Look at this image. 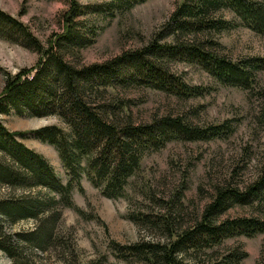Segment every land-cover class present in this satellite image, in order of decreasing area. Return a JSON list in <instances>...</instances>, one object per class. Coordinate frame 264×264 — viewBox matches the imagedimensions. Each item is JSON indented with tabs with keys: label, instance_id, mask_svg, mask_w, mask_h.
<instances>
[{
	"label": "trees",
	"instance_id": "trees-1",
	"mask_svg": "<svg viewBox=\"0 0 264 264\" xmlns=\"http://www.w3.org/2000/svg\"><path fill=\"white\" fill-rule=\"evenodd\" d=\"M101 1L88 6L70 0L62 33L50 39L45 48L21 22L0 11V39L38 54L33 67L6 77L0 93V115L57 116L69 129L65 133L56 126H44L10 132L0 120V184L18 189L42 188L58 196L0 200V222H38L33 231L20 235L22 241L37 248L57 244L55 223L60 208L77 211L72 192L77 189L83 193V176L103 197L122 199L146 155L172 141H209L230 132L228 124L198 128L182 116L167 115L138 125L121 120V112L116 111L124 105L109 104V90L145 87L183 100L208 93L203 87L187 86L172 74L167 64L172 59L199 66L221 86L243 90H252L257 73L264 70L263 58L231 61L213 50L217 46L213 36L238 27L264 36V0H182L163 26L162 39L170 38V44L154 41L102 65H76L67 54L90 44L95 37L94 30L83 33L75 24L80 18L100 13L113 16L146 0ZM225 14L230 15L229 20ZM23 139H34L55 149L68 176L66 184L42 155L21 142ZM263 197L264 153L260 173L249 188L217 189L200 218L186 228H176L171 215L153 222L149 214H129L128 219L135 224L164 229L168 241L163 245L142 242L124 247L122 257H135L147 264H241L244 253L232 251L220 258H208L204 253L233 237L250 238L264 233V222L248 218L220 220L233 205L249 204ZM0 250L15 258V247L10 244L5 242Z\"/></svg>",
	"mask_w": 264,
	"mask_h": 264
},
{
	"label": "rangeland",
	"instance_id": "rangeland-1",
	"mask_svg": "<svg viewBox=\"0 0 264 264\" xmlns=\"http://www.w3.org/2000/svg\"><path fill=\"white\" fill-rule=\"evenodd\" d=\"M80 5H99L101 0H76ZM182 0H146L126 12L89 14L77 26L84 33L94 30L90 44L73 51L69 61L76 65H102L124 53L143 49L162 39L163 26ZM262 1V0H255ZM70 0H0V11L21 22L44 48L50 39L61 34ZM229 20L230 15L225 14ZM81 26V27H80ZM213 48L219 56L231 61L249 57L264 59V36L244 27L217 33ZM38 54L18 43L0 39V93L6 77L33 67ZM169 71L189 87H203L207 94L188 100L151 88L128 86L109 90V104L124 105L121 120L138 124L171 115L182 116L198 128L212 125L230 126V132L209 141H172L146 155L138 172L129 180L126 197L111 200L103 197L85 176L83 193L72 192L73 206L60 208L55 223L57 244L37 248L20 239L33 231L38 222L20 219L0 222V246L15 247V258L0 250V264H147L131 256L122 257L123 248L137 243L165 244L167 233L159 226L135 224L129 214L159 217L172 216L176 228H186L198 220L215 191H244L256 181L264 153V70L256 75L252 90L219 85L197 65L172 59ZM118 106V107H119ZM10 132L56 126L65 133L68 127L57 117H19L14 113L0 115ZM226 134V133H225ZM21 142L38 152L52 166L63 184L68 176L55 149L34 139ZM38 197L58 198L42 188L18 189L0 184V200ZM253 219L264 222V197L249 204L233 205L220 220ZM215 251V254L213 252ZM232 251L244 253L241 264H264V233L247 238L236 236L206 251L208 258H220ZM125 252V251H124ZM184 256V255H183ZM189 262V258L186 260Z\"/></svg>",
	"mask_w": 264,
	"mask_h": 264
}]
</instances>
